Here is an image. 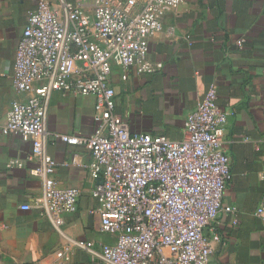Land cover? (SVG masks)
I'll return each mask as SVG.
<instances>
[{"label":"built area","instance_id":"1","mask_svg":"<svg viewBox=\"0 0 264 264\" xmlns=\"http://www.w3.org/2000/svg\"><path fill=\"white\" fill-rule=\"evenodd\" d=\"M182 3L39 0L28 13L16 50V98L2 133L33 145L36 165L30 173L43 189L39 201L21 209L38 208L59 233L64 215L76 211L81 190L56 182L46 127L50 100L54 93L95 99L93 133L57 139L91 154L86 168L96 182L92 196L99 206L94 213L101 218V232L113 238L98 254L100 264H213L206 230L220 215H232L233 224L238 223L236 209L224 203L232 180L225 149L229 115L218 104L215 86L187 115L181 141L132 133L116 112L113 70L154 73L150 39L163 31L165 15ZM255 216L264 223V196ZM63 258L59 253L51 264H63Z\"/></svg>","mask_w":264,"mask_h":264},{"label":"crops","instance_id":"2","mask_svg":"<svg viewBox=\"0 0 264 264\" xmlns=\"http://www.w3.org/2000/svg\"><path fill=\"white\" fill-rule=\"evenodd\" d=\"M38 3L0 0V264H51L59 253L63 264H100L98 254L113 238L101 232V218L94 213L96 182L86 168L91 154L57 139L93 133L95 99L54 93L50 100L46 127L56 182L81 190L76 211L63 217L62 233L38 208L21 209L39 201L43 189L30 173L36 165L33 145L2 133L16 98V50L28 13ZM163 25L149 43L154 73L113 70L116 112L132 133L181 141L187 115L211 86L217 88L218 104L229 115L225 149L232 162L224 203L236 209L238 223L232 215H220L206 230L212 262L264 264V223L255 216L264 196V0H183ZM239 40L245 41L242 47Z\"/></svg>","mask_w":264,"mask_h":264}]
</instances>
